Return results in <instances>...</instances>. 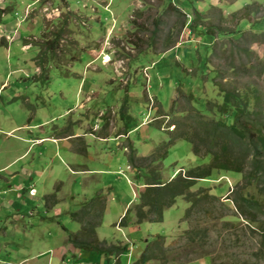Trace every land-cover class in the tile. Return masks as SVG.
Masks as SVG:
<instances>
[{
  "label": "rangeland",
  "instance_id": "1",
  "mask_svg": "<svg viewBox=\"0 0 264 264\" xmlns=\"http://www.w3.org/2000/svg\"><path fill=\"white\" fill-rule=\"evenodd\" d=\"M246 5L255 12L247 18ZM6 8L0 23V165L21 158L0 180L23 166L34 192H19L20 199L14 196L0 208L2 229H9L16 252L31 241L22 254L44 252L52 264H61L55 250L64 246L71 257L61 239L64 233L82 239L75 235L83 221L72 215L88 208L90 227L100 220L97 241L124 242L127 251L112 255L121 264L138 255L137 263L155 236L164 237L167 252L145 264H264V197L240 175L212 171L206 179H192L194 203L177 197L160 223L139 225L134 214L148 175L155 172L152 178L166 184L211 163L184 140L168 144L190 115L188 94L198 111L214 119L205 101L221 103L215 83L230 89L253 82L264 91V0H0V9ZM207 28L214 36H205ZM216 28L239 34V45ZM57 36L50 58L47 46ZM205 60L209 66L203 68ZM72 128L95 130L86 144L72 141L75 152L89 146V164H73L61 146L39 141L66 136ZM104 133L110 140L99 141ZM236 192L259 204L248 210V220L232 202ZM196 205L198 211L185 220V211ZM125 215L126 227L119 228ZM38 221L44 229H33Z\"/></svg>",
  "mask_w": 264,
  "mask_h": 264
},
{
  "label": "trees",
  "instance_id": "2",
  "mask_svg": "<svg viewBox=\"0 0 264 264\" xmlns=\"http://www.w3.org/2000/svg\"><path fill=\"white\" fill-rule=\"evenodd\" d=\"M245 8L247 9L246 18L250 12L255 13L250 11V5H246ZM175 11L178 12L177 8H175ZM8 12L7 8L6 10L0 9V23L2 20L1 16ZM234 15L236 16V14ZM195 26L190 27L191 30L194 31L199 28V26ZM216 32L221 35L228 33V35L230 34L232 36L233 34L231 31L227 32L226 30L217 28ZM204 34L205 36H214V32L210 28H207ZM238 38L239 34H235L233 37L234 42L239 45ZM58 40L59 36L50 43L51 45L47 46L46 51H51L50 58L54 55L52 52H55L59 46ZM28 44L30 45L27 42L26 45ZM41 47L42 45H40ZM242 52L243 50H240L239 55ZM212 54H215L214 49ZM207 66L209 65L205 60L203 62V68ZM250 68L257 72L256 67ZM231 69L235 70L234 68ZM262 72L263 66L258 71V74H262ZM216 77L223 78L218 72ZM247 77L251 76L247 74ZM234 78L238 79L241 77L234 75ZM215 85L220 92L221 103L205 101V110L207 112H213L215 114L214 119H209L198 111L195 107L194 96L191 93L188 94L187 99L191 104L189 109L190 115L186 118L185 123L178 125V128L176 127L178 131L172 133L168 143L172 145L178 139L184 140L191 144L192 153L195 156L210 157L211 163L204 170L189 171L185 178L178 176L166 184L157 182V180L152 178L156 174L155 172L148 175L145 178L147 188L141 194L139 205L136 206L134 212L137 224L140 225L144 222H162L163 212L175 204L177 197L184 196L185 201L192 205L195 198H197L195 194L189 193L188 191L192 184H194L192 179H206L212 171H224L240 175L245 181L246 186H254L256 183L259 186L258 192L264 197V91L256 88L253 82H247L243 87L236 86L230 89L218 83H215ZM181 127L185 128V133L179 131ZM131 148L133 147L131 146ZM131 148L130 151L133 153L134 151ZM159 150L161 151L163 148ZM153 156H150V158ZM132 158L134 157L131 155L129 160V164L131 165L135 164ZM148 158L142 157L140 159L146 161ZM232 194V202L236 209L239 210V214L248 220L250 218L247 216V213H249L248 210H251L252 206L259 205L258 202L245 197L244 199L241 192ZM196 211H198L197 205L194 207L190 206L185 211L183 218L185 220L188 219ZM90 212L92 210L85 208L82 213H74L72 215V219L76 222L83 221L82 232L79 235H75L82 237V239H77L73 234H69L67 242L75 250L95 253L103 261L110 260V256L113 254L120 255L127 251L126 247H119L113 244L109 246L105 241L96 240L95 229L101 224L99 220L98 223L94 222L90 227L89 223L85 221V218L89 216ZM125 218L126 215L121 219L120 227H126L124 226ZM164 243L165 239L162 236H155L151 241H148L146 243L148 244L146 252L141 254L135 264L158 261L163 252H167ZM260 253L264 254L261 248Z\"/></svg>",
  "mask_w": 264,
  "mask_h": 264
},
{
  "label": "crops",
  "instance_id": "3",
  "mask_svg": "<svg viewBox=\"0 0 264 264\" xmlns=\"http://www.w3.org/2000/svg\"><path fill=\"white\" fill-rule=\"evenodd\" d=\"M103 46L106 50V49H109L110 44H109V42L107 45H105V43H104ZM104 48L102 47V49H104ZM101 115H102L101 112L97 113L98 118ZM142 125H143V123L136 126L133 130L125 131L124 134L128 135L132 131L134 132L137 128L142 127ZM109 128H111V127H109ZM16 129H18V127ZM94 133H95V130H93L91 128H89L86 132H78V131H76V129L72 128L70 130V133L67 134L66 136H62L59 138H54V137L48 138V137H46L45 139H41L39 141L45 140V141H47V143H50L51 145L61 146L63 148V152L66 153L65 157L67 158V160L71 161L73 164H79V163H85V162H86V164H89L90 161L92 160V153L89 150V146L85 145V147L88 149L84 150L83 152H75V151H72L71 148L73 147L72 143L77 139H81L84 142L83 144H86V139L91 138V137L93 138ZM110 137L111 136H109L108 134L105 136V133H104V134L99 135L97 137V139L99 141L104 142L106 140H110ZM117 137H119L118 139L122 140L124 136L121 135V133H120V135H118ZM113 139L115 141V138H113ZM25 141H30V140H25ZM17 158L18 157L6 159V163L3 165H0V173L7 170L11 166H15L16 161L18 159H20L21 157L18 159ZM76 166H78V165H76ZM22 168H23V166L20 167V169H21L20 171H16V170L10 171L9 175H8L9 179H1L0 180V208L2 206L4 207V204L7 201L8 202L13 201L12 199H14V196L16 197V199L17 198L20 199L21 197H20L19 192H23L22 196H24L27 192L29 194L30 189L33 188L32 187L33 184L30 183L31 177H30L29 171L26 170V172H25V170H23ZM87 170H89V169L87 168ZM3 195H5L6 197H3ZM7 197L9 198V200L5 201L4 199H8ZM106 212H107V209H106ZM104 214H105V210H104ZM79 226H80V224H79ZM32 227H33V229H39V230H41L42 228L44 229V227H41V222H39V221L37 223L33 222ZM17 229H19V228H16V230ZM16 230H12V231L16 232ZM77 231H78V229H77ZM8 232H9V229L8 228L2 229V225L0 223V239H2L4 242V243H0V264H52L51 259L44 252L41 254H37L35 256H28V253L22 254V251H24L22 247H26V249H28L31 241L26 242L25 246H24V244H22L19 251L16 252L17 246L15 245V242L13 243L14 239L8 238V237H12V235H10V233L8 234ZM44 234H45V232H44ZM64 234L65 235L62 237L61 240L67 242V236L69 235V233L68 234L64 233ZM70 234H74V233H70ZM30 235H31V233H30ZM117 246L126 247V246H124V242L123 243L120 242V244H118ZM69 247H70L69 249L72 251V252H70L71 257L67 258L68 250L66 249V247L61 246V248H58L55 250L54 259L60 260L61 264H103V262H106V261H103L102 259H100V257L98 255H95V253H88V252L81 251V250H75L70 244H69ZM28 251H30V250H28ZM129 252L131 253V251H129ZM110 257H111L110 259H112V261L110 263H105V264H121L118 257H112V256H110ZM134 257H135L134 262H136L138 255L134 256ZM115 259H117V261ZM134 262H132V264H134ZM126 264H128V263L126 262Z\"/></svg>",
  "mask_w": 264,
  "mask_h": 264
},
{
  "label": "clouds",
  "instance_id": "4",
  "mask_svg": "<svg viewBox=\"0 0 264 264\" xmlns=\"http://www.w3.org/2000/svg\"><path fill=\"white\" fill-rule=\"evenodd\" d=\"M31 190V189H30ZM30 193H31V191H30ZM32 194V193H31ZM34 194V193H33ZM123 218V217H122ZM120 227V226H119ZM121 228V227H120Z\"/></svg>",
  "mask_w": 264,
  "mask_h": 264
},
{
  "label": "built area",
  "instance_id": "5",
  "mask_svg": "<svg viewBox=\"0 0 264 264\" xmlns=\"http://www.w3.org/2000/svg\"><path fill=\"white\" fill-rule=\"evenodd\" d=\"M33 192V190H31V193ZM34 193V192H33Z\"/></svg>",
  "mask_w": 264,
  "mask_h": 264
}]
</instances>
